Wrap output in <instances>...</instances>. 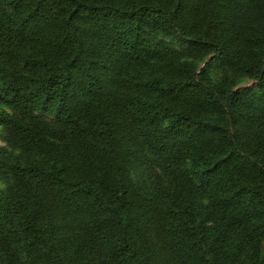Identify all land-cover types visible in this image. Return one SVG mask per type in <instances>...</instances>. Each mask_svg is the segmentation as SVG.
I'll use <instances>...</instances> for the list:
<instances>
[{"label":"trees","instance_id":"trees-1","mask_svg":"<svg viewBox=\"0 0 264 264\" xmlns=\"http://www.w3.org/2000/svg\"><path fill=\"white\" fill-rule=\"evenodd\" d=\"M0 128V264H264V0H0Z\"/></svg>","mask_w":264,"mask_h":264},{"label":"rangeland","instance_id":"rangeland-1","mask_svg":"<svg viewBox=\"0 0 264 264\" xmlns=\"http://www.w3.org/2000/svg\"><path fill=\"white\" fill-rule=\"evenodd\" d=\"M211 60V58L209 60L206 61V63H209V61ZM205 65L202 66V68L204 67ZM255 85V83L253 81H250V80H246L245 83L239 85L237 89H245V88H250V87H253ZM48 120H54L55 118L54 117H51V116H45ZM6 134L4 133L3 129L0 128V145L3 146V147H6L8 149L9 152H16V150L14 149V147H12L9 143H7L6 141ZM4 184H2L0 182V188H4Z\"/></svg>","mask_w":264,"mask_h":264}]
</instances>
